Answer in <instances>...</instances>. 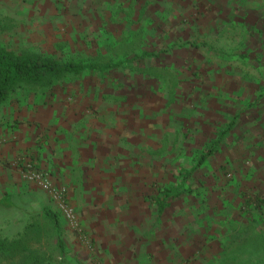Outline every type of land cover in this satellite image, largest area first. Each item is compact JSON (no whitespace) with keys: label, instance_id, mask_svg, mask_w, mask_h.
<instances>
[{"label":"rangeland","instance_id":"374dc122","mask_svg":"<svg viewBox=\"0 0 264 264\" xmlns=\"http://www.w3.org/2000/svg\"><path fill=\"white\" fill-rule=\"evenodd\" d=\"M0 25L17 51L127 66L4 103L41 114L27 124L39 160L19 156L18 181L0 182V235L39 225L29 250L45 264H221L249 239L264 245V0H0ZM216 133L219 153L192 176L202 195L159 215L150 195ZM29 170L67 189L76 224Z\"/></svg>","mask_w":264,"mask_h":264},{"label":"trees","instance_id":"16d2710c","mask_svg":"<svg viewBox=\"0 0 264 264\" xmlns=\"http://www.w3.org/2000/svg\"><path fill=\"white\" fill-rule=\"evenodd\" d=\"M1 29H4V27L0 25ZM146 53L144 52L143 54ZM117 54L119 55L118 52ZM125 54L126 56H130L131 50L125 51ZM139 61H141L140 58ZM138 67L139 74L146 73L145 68H141V64ZM114 69L126 70V62L119 61L114 63L111 60L99 63L90 62L87 58L80 56L76 58L62 57L34 49L17 51L8 47L0 39V105L9 101L20 91H28L36 94L45 92L47 89L53 88L60 80L67 76L79 77L82 75H90L96 71L105 70L110 72ZM234 117L238 118L239 115ZM224 138H226V134L216 133V137L206 146L195 150L194 162L196 164L191 165L190 168L180 169V182L178 184L163 183L154 190L155 192L149 197V203L157 209L159 215L165 214L173 202L178 199H184L187 195H202V192L194 190L191 182L192 176L201 166L207 164L212 157L219 153L220 143ZM44 215L47 222L55 229L58 236L57 247L63 252L65 242L60 233L61 220L59 214L50 209H46ZM40 231L41 227L33 224L32 226L26 227V230L20 238L10 239L0 235V260H16L19 258L20 261L18 264H45L44 254L34 253L29 250V234H35ZM252 239L255 240L254 237ZM256 240L258 242H264V234L259 233ZM219 263L264 264V245L258 246V244H253L249 239L239 248L237 256L227 255Z\"/></svg>","mask_w":264,"mask_h":264},{"label":"crops","instance_id":"0c3cea01","mask_svg":"<svg viewBox=\"0 0 264 264\" xmlns=\"http://www.w3.org/2000/svg\"><path fill=\"white\" fill-rule=\"evenodd\" d=\"M3 106L6 105H0V182L5 184L18 181L19 174L13 167L16 158L32 153L39 160L34 142L38 137L30 133L33 130L27 124L28 121H39L37 118L41 113L36 112L37 117L33 118L27 115L24 108L10 106L2 111Z\"/></svg>","mask_w":264,"mask_h":264},{"label":"built area","instance_id":"2783aa9c","mask_svg":"<svg viewBox=\"0 0 264 264\" xmlns=\"http://www.w3.org/2000/svg\"><path fill=\"white\" fill-rule=\"evenodd\" d=\"M29 173H30V180L34 183L40 184L42 187L47 189L51 195L52 200L60 205L66 218L73 224H76L77 223L76 214L73 208L69 207L66 204L65 197L67 194V189L65 187H55L49 181V179L41 172L29 170Z\"/></svg>","mask_w":264,"mask_h":264}]
</instances>
